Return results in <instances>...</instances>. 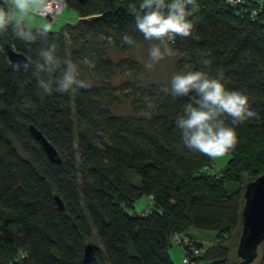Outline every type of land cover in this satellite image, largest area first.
I'll return each mask as SVG.
<instances>
[{
	"label": "trees",
	"instance_id": "1",
	"mask_svg": "<svg viewBox=\"0 0 264 264\" xmlns=\"http://www.w3.org/2000/svg\"><path fill=\"white\" fill-rule=\"evenodd\" d=\"M64 1L77 17L99 15L65 21L31 44L17 38L11 27L0 32V264H172L170 241L179 252L174 232L189 235L200 249L188 254L196 264L252 263L256 256L243 263L235 246L243 185L264 169V0H248L261 4L255 18L224 0H197L199 11L189 17L195 25L193 35L176 37L170 44L177 67L213 76L222 70L226 87L248 95L251 108L259 113V119L237 126V146L221 173L204 168L212 163L210 158L183 145L175 121L190 100L173 98L166 91L171 81L151 109L119 116L102 103L111 101L105 84L67 93L53 84L52 93L46 94L31 68L14 67L5 44L33 65L42 49L55 44L63 69L65 36L73 43L86 40L92 45L105 32L122 50L133 46L122 43L123 35L144 39L127 10L130 0ZM0 7H6L5 0H0ZM39 27L29 28L35 32ZM204 58L212 60L208 69L201 64ZM71 62L77 66L74 58ZM121 64L128 71L137 69L130 58L115 65L98 50L93 68L108 78L114 68L122 70ZM60 74L58 69L53 79ZM133 90L141 92V87ZM73 118L84 126L76 128ZM29 123L62 149L60 161L45 155ZM78 168L82 176L75 181ZM226 180L237 184L226 190ZM141 195L147 196L148 207L134 212L133 202ZM190 228L210 230L211 237L196 238ZM92 231L98 244L84 260V237ZM261 244L252 264H264V240Z\"/></svg>",
	"mask_w": 264,
	"mask_h": 264
},
{
	"label": "clouds",
	"instance_id": "2",
	"mask_svg": "<svg viewBox=\"0 0 264 264\" xmlns=\"http://www.w3.org/2000/svg\"><path fill=\"white\" fill-rule=\"evenodd\" d=\"M235 2L228 0V3ZM44 4L45 0H5L6 7H0V32H6L11 27L13 34L28 44L34 43L37 36L47 38L51 31L49 25L45 24L34 32L26 23L31 15L43 9ZM127 10L134 17L136 31L150 42L146 65L150 69L165 57L175 55L170 44L175 42L176 37L193 35L195 25L189 17L199 11V4L197 0H138V3L130 0ZM122 43L135 45L136 41L125 34ZM39 57L34 65L25 61L14 67L24 71L31 68L44 93L51 94L53 84L61 93L91 86L78 78L77 66L71 61L65 60L66 68H61L55 44L42 49ZM201 64L208 69L212 60L204 58ZM58 69L61 74L53 79ZM225 81L222 70H218L215 76L204 70H187L174 74L171 87L166 89L173 98L189 97L190 100L175 121L183 145L213 160L225 157L235 149L238 143L237 126L250 119H259V113L250 106L248 95L229 89Z\"/></svg>",
	"mask_w": 264,
	"mask_h": 264
},
{
	"label": "rangeland",
	"instance_id": "3",
	"mask_svg": "<svg viewBox=\"0 0 264 264\" xmlns=\"http://www.w3.org/2000/svg\"><path fill=\"white\" fill-rule=\"evenodd\" d=\"M72 10L67 6H64L57 16L53 17L52 19H47L46 17L35 13L28 18L26 23L28 24V27H42L43 25L47 24L50 26L51 30L57 29L60 24L66 20L65 18L68 13H72ZM73 21L74 20L71 22ZM88 42L89 41L81 40L77 43H73L71 38L65 36L66 44L64 47V60L71 61L72 58H74L77 62L80 78L89 82L90 85L105 84L107 86V89L111 94V101H102V103H104L107 106L109 112L114 115L136 116L147 109H151L153 102L157 99V97H160L161 91H163V88L166 86V84L171 81L172 76L181 71H185L177 67L176 53L173 56L165 57L163 60L155 63L152 68H147L146 65L149 62L148 48L150 42L144 39L136 41L135 45L126 50H122L116 42V39L105 32L100 33L99 38L96 39L95 43L92 45L89 44L90 42ZM98 50H102L115 65L123 57L130 58L136 62L137 69L128 71L125 68L126 66L121 64L120 68L123 67L122 70L114 68L110 76L108 78H104L93 68L94 58ZM72 51H76L77 55L74 56ZM133 86L141 87V92L133 90ZM73 122L76 128H81L84 126L83 121L78 122L75 118H73ZM56 149L58 154L63 157L62 149L60 147H56ZM75 155L78 156L76 149ZM228 157L229 154L216 160L210 158L211 162L213 163L212 168L219 169V172L221 173ZM76 162H79L78 159H76ZM81 176L82 174L78 168L75 173V181H79ZM242 178L246 179L247 175L243 173ZM236 184V182L226 180V190L233 189ZM147 207L148 198L146 195H141L133 202L134 212H141ZM191 231L196 233L195 236L197 237H199L197 233L198 231L201 232V235L206 234V236H203L204 240H208L212 234L210 230L202 228L197 230L191 229ZM84 241H92L98 244L93 231L90 235L84 237ZM232 241L233 239L231 240L230 238L229 243L232 244ZM261 247L262 244L258 246V252L253 262L257 260V256L259 255V250ZM168 253L170 255L172 264H183L180 260L177 246L171 241L170 245L168 246ZM230 255L231 257L234 256L233 245H230Z\"/></svg>",
	"mask_w": 264,
	"mask_h": 264
},
{
	"label": "water",
	"instance_id": "4",
	"mask_svg": "<svg viewBox=\"0 0 264 264\" xmlns=\"http://www.w3.org/2000/svg\"><path fill=\"white\" fill-rule=\"evenodd\" d=\"M84 3L86 0H77ZM99 14L78 16L79 19H93ZM49 19V17H46ZM8 60L15 66L21 62L29 61L20 51L8 44L4 45ZM21 69V68H20ZM28 130L42 147L45 155L53 161H60L56 148L32 123L28 124ZM242 203L239 212L240 228L237 234L235 254L241 258L243 263L250 262L257 255V248L264 240V169L246 181L242 188ZM58 207H62V201L57 194H53ZM97 244L92 241L83 243L82 257L88 260L94 252Z\"/></svg>",
	"mask_w": 264,
	"mask_h": 264
},
{
	"label": "built area",
	"instance_id": "5",
	"mask_svg": "<svg viewBox=\"0 0 264 264\" xmlns=\"http://www.w3.org/2000/svg\"><path fill=\"white\" fill-rule=\"evenodd\" d=\"M224 1L228 3V0H224ZM228 4L236 8L238 7L240 12L248 13V15L251 18H255L257 11L261 8L260 3H255L248 0H236L235 3H228ZM64 6H65L64 0H45L43 9L36 13L44 17H49V19H52L53 17L57 16V14L61 11V9ZM212 167H213L212 163L204 166V168L208 170H213L214 168ZM172 240L179 247L180 259L183 262V264H196V260L190 258L188 255L189 252L192 253L193 255H196L197 253L200 252V249L192 244L193 239L187 234L174 232L172 234Z\"/></svg>",
	"mask_w": 264,
	"mask_h": 264
},
{
	"label": "crops",
	"instance_id": "6",
	"mask_svg": "<svg viewBox=\"0 0 264 264\" xmlns=\"http://www.w3.org/2000/svg\"><path fill=\"white\" fill-rule=\"evenodd\" d=\"M72 10V9H71ZM77 18V14H76V12L74 11V10H72V13H68V15L66 16V20L65 21H69V22H71L72 20H75ZM64 21V22H65ZM191 229H198V228H190L189 229V231L192 233V234H194V236H195V234L196 233H193L192 231H191ZM198 233V235H199V237H197V236H195L196 238H199V239H203V236L205 235L206 236V234H204V235H201L200 233V231H198L197 232ZM209 235V234H208Z\"/></svg>",
	"mask_w": 264,
	"mask_h": 264
}]
</instances>
